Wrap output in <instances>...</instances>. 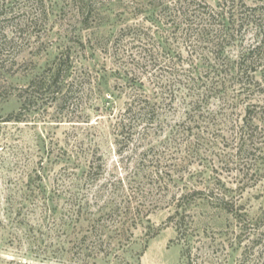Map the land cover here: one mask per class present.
Segmentation results:
<instances>
[{
  "label": "rangeland",
  "instance_id": "obj_1",
  "mask_svg": "<svg viewBox=\"0 0 264 264\" xmlns=\"http://www.w3.org/2000/svg\"><path fill=\"white\" fill-rule=\"evenodd\" d=\"M89 1L100 16L88 30L79 0L0 1V264H188L175 221H169L179 208L195 225L194 264H241L244 244L236 236L245 222L263 234L250 264H264V155L236 156V132L248 109L258 130L264 128V60L246 95L231 80L208 94L195 116L182 96L195 76L217 86L212 46L169 18L151 25L146 0ZM200 1L217 10L226 0ZM228 1L234 7L239 0ZM131 27L145 39L126 36ZM228 51L236 59L237 49ZM57 64L64 81L36 92L38 99L29 97L31 82L49 77ZM166 85L179 91L159 101L161 121L149 139L150 154L167 161L166 184L147 198L134 195L139 213L127 237L109 239V255L95 259L94 242L82 239L92 211L75 212L74 202L85 193L93 162L105 165L100 184L119 189L121 180L132 192L128 182L146 168L138 155L147 147L135 154L132 145L119 155L116 121L133 88ZM62 87L71 92L64 105L55 93ZM11 114H21L22 122H5ZM258 141L264 147V138ZM132 186L134 194L142 190ZM218 194L231 199L230 211L219 206Z\"/></svg>",
  "mask_w": 264,
  "mask_h": 264
},
{
  "label": "trees",
  "instance_id": "obj_2",
  "mask_svg": "<svg viewBox=\"0 0 264 264\" xmlns=\"http://www.w3.org/2000/svg\"><path fill=\"white\" fill-rule=\"evenodd\" d=\"M0 1L5 2V0ZM79 1L81 5L79 13L83 16V28L93 29L95 26L92 25L91 21L100 16V10L89 0ZM146 1V10L149 15L145 19L151 25L158 28L163 25L164 18H169V20H173V24L190 27L191 35L189 37H196V39L211 45L210 53L217 55L219 59L217 60L218 68L210 72L213 73V79H216L215 84L217 86L215 88H211L207 85L208 83L203 82L200 75L195 76L196 79L195 77L192 78L191 84L187 85L188 94H184L182 98L188 106H193L191 109L193 112L190 114L197 116L194 110L201 106L204 100H208V94H211L212 91L216 92L219 87H225L231 80H234V84L239 86L240 90L243 89L241 92L245 95L250 91L252 74L258 69L256 65L264 60V0H253V5H249L246 0H239L234 7L230 6L229 1L226 0L223 5L218 6L217 10L200 0ZM3 7L0 8L3 9ZM127 30L126 36L135 33L136 36L145 39V34L137 31L136 28L131 27ZM251 32L254 33V36L247 39L248 33ZM148 35L147 37L152 40ZM231 48L237 49L236 59L226 54ZM152 51L154 50L151 49L150 52ZM156 55L150 54L149 59H154ZM62 73V64H57L49 77L40 75L34 79L29 89H26L32 91L29 97L38 99L35 95L36 92L43 93L44 90L47 91L58 83H62L64 81L62 76L64 73ZM63 87L55 92L60 95L57 99L61 101L62 105L68 103L71 94L68 88L64 89ZM177 91L179 90L167 85L154 90H145L142 87L140 89L133 88L130 91V95L133 97L132 101L117 118L116 145L119 155H123L132 145L137 146L134 150L135 154H137L139 147H147L138 155V164L146 165V168H143L140 173L131 175L129 179L128 183L132 192H128L126 187H123L121 180L119 181V189H117L118 187L115 189L108 188L106 183L100 184L102 176L99 172L105 169V165L102 163L93 162L86 173L85 193L81 194V198H77L74 205L78 206L75 212L80 214L85 210L88 211V209L92 211V217L88 215L90 231L88 230V234H85L82 239L85 242H94L95 259L102 253L109 255V250L105 248L109 239H118V242H123V239L127 237V233L131 230V223L137 219L135 210L137 214L139 213L138 208L134 206L136 201L134 195L139 197L141 194L142 198H147L155 189L158 191L162 184H166L163 176V165L167 161L161 156L156 155L155 157L150 154L154 151V147L150 146L151 141L149 139L153 136V125L161 121L162 115L157 107L159 101L171 99V96H174ZM22 98L24 99L25 96L23 95ZM187 98L191 100L187 102ZM24 101L22 109H25L27 104L26 98ZM247 113L248 117L245 116L243 125L236 132L238 135L236 156L240 159H252L249 155L247 157L241 155L251 153L254 150H259L264 155V147L258 146V140L264 138V128L259 131L258 126L253 124V112L248 109ZM21 114H11L5 122H22ZM176 131L180 133L179 130ZM149 158L151 160H148ZM171 171L175 173V170ZM132 180L134 182H131ZM132 183L138 187L140 185L142 190L134 194ZM216 201L224 210L230 211V208L234 206L231 199L221 194L217 195ZM186 212V208L177 209L176 214L169 221H175L179 240L185 244L184 256L187 258L188 264H194L193 251L195 247L191 237L195 231V225L186 220L184 215ZM256 233L253 231L252 224L248 222L240 226V232L236 239L239 245L244 244L241 264H250L255 260L254 250L261 243L263 235Z\"/></svg>",
  "mask_w": 264,
  "mask_h": 264
}]
</instances>
